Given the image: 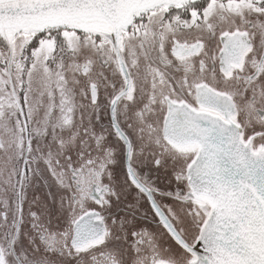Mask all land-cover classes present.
Listing matches in <instances>:
<instances>
[{
    "label": "snow or ice",
    "instance_id": "obj_1",
    "mask_svg": "<svg viewBox=\"0 0 264 264\" xmlns=\"http://www.w3.org/2000/svg\"><path fill=\"white\" fill-rule=\"evenodd\" d=\"M0 264H264V0H0Z\"/></svg>",
    "mask_w": 264,
    "mask_h": 264
}]
</instances>
